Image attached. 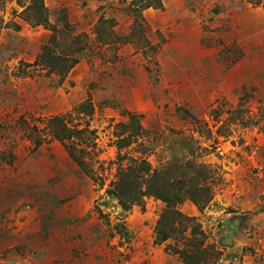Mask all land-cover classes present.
Masks as SVG:
<instances>
[{
    "label": "rangeland",
    "instance_id": "374dc122",
    "mask_svg": "<svg viewBox=\"0 0 264 264\" xmlns=\"http://www.w3.org/2000/svg\"><path fill=\"white\" fill-rule=\"evenodd\" d=\"M161 1L45 0L34 25L0 0V264L238 259L234 212H264V0ZM260 217L240 254L264 264Z\"/></svg>",
    "mask_w": 264,
    "mask_h": 264
},
{
    "label": "crops",
    "instance_id": "0c3cea01",
    "mask_svg": "<svg viewBox=\"0 0 264 264\" xmlns=\"http://www.w3.org/2000/svg\"><path fill=\"white\" fill-rule=\"evenodd\" d=\"M233 215L235 218V224H229L231 229L228 231V233L235 231V241H231L228 252L226 249L225 254H227L228 257L234 256V254L239 256L238 259L233 261V264H257V262L254 263L255 259L253 257L255 256L246 254L241 258L240 253L243 247L246 245H253V247L259 246V244L256 242V236H259L258 229L260 226L262 227V224L258 222L261 219L260 216H264V212H259L258 208L254 209V211L251 209L249 211H244V213L234 212Z\"/></svg>",
    "mask_w": 264,
    "mask_h": 264
},
{
    "label": "trees",
    "instance_id": "16d2710c",
    "mask_svg": "<svg viewBox=\"0 0 264 264\" xmlns=\"http://www.w3.org/2000/svg\"><path fill=\"white\" fill-rule=\"evenodd\" d=\"M147 3H145V7H156L160 8L162 6V1L161 0H145ZM26 9V14L29 15V19H31L34 23V25H39V24H48V10L45 4V0H30V5L25 8ZM48 46L45 45L44 49L45 51L41 54L42 57H44L45 52L47 50ZM77 61L73 60L67 67V69L71 68ZM146 164V171H149V164ZM193 192L195 193L200 192L199 189H194L191 185L190 188ZM197 201V200H196ZM199 204V203H198Z\"/></svg>",
    "mask_w": 264,
    "mask_h": 264
}]
</instances>
